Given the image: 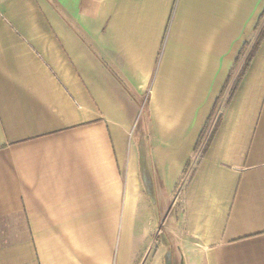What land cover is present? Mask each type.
I'll return each instance as SVG.
<instances>
[{
  "label": "crops",
  "instance_id": "crops-1",
  "mask_svg": "<svg viewBox=\"0 0 264 264\" xmlns=\"http://www.w3.org/2000/svg\"><path fill=\"white\" fill-rule=\"evenodd\" d=\"M263 13L0 0V264H264Z\"/></svg>",
  "mask_w": 264,
  "mask_h": 264
},
{
  "label": "rangeland",
  "instance_id": "rangeland-1",
  "mask_svg": "<svg viewBox=\"0 0 264 264\" xmlns=\"http://www.w3.org/2000/svg\"><path fill=\"white\" fill-rule=\"evenodd\" d=\"M263 29H264V13L260 16V18L258 19V23H257V26H256V39L254 42H252L251 44H247L244 49L242 50V53L240 54V56L238 57V60L237 62L235 63L234 65V68H233V73H232V78L230 80V83L225 91V94L223 96V98H221V100H225L227 98V96L230 94V91H231V88L232 86L234 85V83L236 82L237 78H238V75H239V72L238 70L242 69L243 65L245 64L246 60H247V57L248 55L252 52L253 50V47L255 45V42L260 38V36L262 35V32H263ZM148 121V118H147V108H146V99L143 100V105H142V112L140 113V116H139V119H138V123H137V126L135 128V132L133 134H131L132 138L133 136H136L137 133H138V125L140 124L141 125H144L146 122ZM217 121V112L214 111L212 112V116L210 117V120L208 122V124L206 125V129L204 130V135L202 134V138L200 140V145H198V149L196 150L197 151V156L194 157V161L192 162L191 164V168L192 166L194 165V162H195V159H197L202 152V150L204 149V147L206 146L205 144L202 145L203 143H207V141L209 140V137L213 131V128H214V125ZM203 142V143H202ZM147 144V139L146 138H143L142 137V145H141V148L145 150L146 148V145ZM202 145V146H201ZM199 148L200 151H199ZM188 168V170L186 172H189L191 170V168ZM152 201H153V198L151 197ZM154 204H155V207L157 208V210H161L163 211V208H164V205H162V203H160L159 201L154 200ZM155 240L157 242V247L160 246L161 242H164L165 239H164V235L163 233H159V229H158V232H157V235L154 236V238L152 239V241ZM156 244V243H155Z\"/></svg>",
  "mask_w": 264,
  "mask_h": 264
},
{
  "label": "trees",
  "instance_id": "trees-1",
  "mask_svg": "<svg viewBox=\"0 0 264 264\" xmlns=\"http://www.w3.org/2000/svg\"><path fill=\"white\" fill-rule=\"evenodd\" d=\"M257 48H258V42L256 41L255 42V45H254V47H253V50H252V52L248 55V57H247V60H246V62H245V64H244V67H245V65H247V63L249 62V60L252 58V56L254 55V53H255V51L257 50ZM243 67V68H244Z\"/></svg>",
  "mask_w": 264,
  "mask_h": 264
}]
</instances>
